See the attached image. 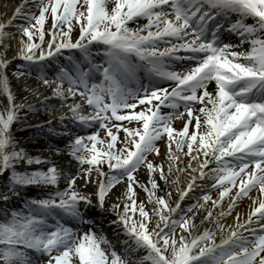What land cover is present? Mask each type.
<instances>
[{
    "label": "snow or ice",
    "instance_id": "obj_1",
    "mask_svg": "<svg viewBox=\"0 0 264 264\" xmlns=\"http://www.w3.org/2000/svg\"><path fill=\"white\" fill-rule=\"evenodd\" d=\"M13 60L39 104L17 102ZM0 97V264H264V0H23L0 23ZM57 102L58 128L31 127L58 143L32 155L13 125ZM112 197L122 254L91 216Z\"/></svg>",
    "mask_w": 264,
    "mask_h": 264
},
{
    "label": "bare ground",
    "instance_id": "obj_2",
    "mask_svg": "<svg viewBox=\"0 0 264 264\" xmlns=\"http://www.w3.org/2000/svg\"><path fill=\"white\" fill-rule=\"evenodd\" d=\"M21 3H23V0H0V23H6L9 19H11L13 16V13L15 11V8L17 6H19ZM27 7L31 8L32 5L29 3L27 5ZM17 22H20V21H17ZM249 23H251V21H249ZM13 31H14V29H13ZM74 36H75V33H74ZM19 39H20V36L17 35L16 39L11 41V48L6 54L10 60L18 51ZM46 39H48V37ZM14 62H17V60H13L12 64ZM12 64H11V66H12ZM8 75L10 78V86H11V89H12L14 95L16 96L17 102L22 101L24 99V97L27 96L29 101H31L34 104H39V101L43 99L42 95L37 96V95L31 94V92H25L24 86L21 84V82H25V80H22V78H21V80H19V82H17V79H14L9 74V71H8ZM26 83H27V85H29L30 89L36 87V82L34 80H32L31 78H30V81L29 82L26 81ZM50 92H51V90L48 89L46 94H50ZM5 104H6V98L0 97V112L4 111V105ZM56 109H58L59 112L54 113V114H48V113H44L42 111L37 116H33V115L29 114L27 120H25L23 123H17V124L13 125L12 131L14 133L15 138L19 141L20 146L24 147L30 154H32V155L43 154L45 157H49L50 154L46 151L48 144L49 143H58L56 138H53L52 141H49L47 133H45L44 135H39L38 134L39 130L34 128V127H31V125L44 123L46 120L51 119L53 121V125L58 128L59 127L58 118L63 114L64 111H66V109L59 108L58 102H57ZM169 111H170V109H162V112L164 114H167ZM23 115H24V113H21V116H23ZM173 126L176 128H180L182 126V124L180 121H174ZM103 136H104V133L101 131V137H103ZM121 136H123V133H121ZM59 146L63 147V144L60 143ZM158 146L161 148V152L163 153L165 151V145L163 143H161ZM50 158H55L54 154ZM56 159L59 160L60 158H56ZM150 159H153L156 163H160L162 157L153 156V157H150ZM166 167L167 166L165 165V168ZM73 171H77V169H73ZM137 176L140 180L146 182L145 169L141 168L139 170V172L137 173ZM94 178H95V176H94ZM78 185H79V187L83 186L81 182H78ZM160 186H161V189H163V191H161L159 194L164 195L168 189L165 188L163 181H160ZM63 187H64V185L61 184V189ZM90 187L93 190L94 186H89L88 188H90ZM181 187H186V184L184 182H182ZM123 190H124V186L118 185L117 188L114 189L113 191L119 193ZM37 191H38L37 189L33 188L27 193V195L28 196H34L35 193H37ZM195 191H196L197 195L201 191H204V192L210 191V194H211L213 199L218 198V192L211 190V182H209L205 186V188H203V189L197 188ZM138 192H139V199L140 200H146V194L140 190H138ZM172 192H173L172 199L174 202L177 197H176V192L174 189L172 190ZM251 195L253 198H256L257 193L253 192ZM114 201H115V197H112V199L106 201V204L108 205V207H110L111 203H113ZM194 202H195V199L186 200L184 206H187V204L194 203ZM202 202L203 201H201V203ZM228 202L229 201L226 198L224 201V204H223L224 209H227ZM209 207H211V203H209ZM217 211H219V209ZM250 211H251V200L245 198L237 204L232 215L229 216L223 223L226 226L230 225L234 229L236 227L237 223H240V224L245 223V221L247 220V216L250 213ZM237 214H239V220H237ZM103 215H104L105 219L101 220L99 213H95V212L91 213V216L96 219V223L98 224V227L96 228V230L98 232L102 231L107 237L110 238V240L115 239L114 245L116 246V249L122 254L123 253V247H122L121 242L125 239V237H123L122 235L117 237L115 235L113 229L111 227H109V221L112 218H114V214L109 211V213H104ZM196 222L199 223V219H197ZM261 226H264V225H255V227H257L258 229ZM202 230L203 229H201L200 231H202ZM242 231H243V229H242ZM245 234H247V233H245ZM223 235L224 236L228 235V228L227 227H226ZM220 239H221V234L217 233L216 243H219ZM140 255H142V253ZM138 258H139V255L133 256V259H138Z\"/></svg>",
    "mask_w": 264,
    "mask_h": 264
},
{
    "label": "rangeland",
    "instance_id": "obj_3",
    "mask_svg": "<svg viewBox=\"0 0 264 264\" xmlns=\"http://www.w3.org/2000/svg\"><path fill=\"white\" fill-rule=\"evenodd\" d=\"M34 11H35V9H34ZM37 14H38V12H37ZM49 25L48 24H46V28L48 27ZM47 38V37H46ZM17 63H20V61H17V62H14L13 64H12V66H10V69H9V74L12 76V71H14L15 70V65L17 64ZM14 78V77H13ZM14 79H16V78H14ZM21 80V79H20ZM22 80H25V82H21V84L23 85V86H25V84H26V81H28L29 82V79L28 78H22ZM17 82H19V80H17ZM29 86V85H28ZM37 97V96H36ZM57 112H59V110L58 109H56L55 111H53V112H50V113H48V114H54V113H57ZM79 190L81 191V192H84V193H88V194H91V192L93 191L92 190V188L90 187V188H84L83 186L82 187H79ZM36 194V193H35ZM93 202L95 203V199L93 198ZM21 201H14V203L12 204V207H14V208H18V207H20L21 206ZM109 207H108V205L106 204L105 205V213H109V211H107V209H108ZM100 222V221H99ZM97 227H98V224H97ZM97 231V230H96ZM98 232V231H97ZM99 233V232H98ZM107 237V236H106ZM107 239L109 240V241H111L112 242V244H113V246L115 247V249H116V246L114 245L115 244V242H114V240H110V238L109 237H107ZM117 250V249H116ZM118 251V250H117ZM119 252V251H118Z\"/></svg>",
    "mask_w": 264,
    "mask_h": 264
}]
</instances>
